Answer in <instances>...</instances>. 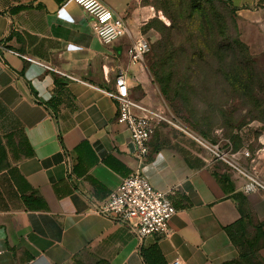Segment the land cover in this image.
<instances>
[{
    "label": "crops",
    "instance_id": "obj_1",
    "mask_svg": "<svg viewBox=\"0 0 264 264\" xmlns=\"http://www.w3.org/2000/svg\"><path fill=\"white\" fill-rule=\"evenodd\" d=\"M134 37L155 42L141 0H101ZM244 24L262 29L264 0H230ZM76 0H0V264H226L239 256L225 227L241 218L235 194L264 222V191L223 173L211 154H190L154 137L143 164L152 185L177 208L171 234L142 242L100 213L138 167L129 132L107 94L127 70L132 95L148 105L142 64L129 38L106 44ZM10 138V141H9ZM252 219V221H253Z\"/></svg>",
    "mask_w": 264,
    "mask_h": 264
},
{
    "label": "rangeland",
    "instance_id": "obj_2",
    "mask_svg": "<svg viewBox=\"0 0 264 264\" xmlns=\"http://www.w3.org/2000/svg\"><path fill=\"white\" fill-rule=\"evenodd\" d=\"M141 2L150 7L152 19L173 26L164 36L158 32L142 64L148 90L136 92L143 91L151 103L132 95L166 119L152 139L159 135L162 144L190 154H206L199 137L223 151L247 150L251 157L239 154L237 161L264 182V23L259 30L250 27L218 0ZM159 61L166 63L156 66ZM217 165L225 174L234 173L222 161ZM256 224L253 219L248 237ZM236 235L245 243L240 231ZM246 248L241 263L264 264V248L255 253Z\"/></svg>",
    "mask_w": 264,
    "mask_h": 264
},
{
    "label": "built area",
    "instance_id": "obj_3",
    "mask_svg": "<svg viewBox=\"0 0 264 264\" xmlns=\"http://www.w3.org/2000/svg\"><path fill=\"white\" fill-rule=\"evenodd\" d=\"M76 1L92 17L93 29L102 42L110 44L122 38H129L130 61L135 64L145 62L152 48L150 39L143 34L134 37L125 20L101 0ZM107 94L117 105V121L124 124L129 132L132 154L138 160L139 167L124 178L119 188L110 194L102 204L100 213L126 224L141 242L148 237L168 236L171 234V221L177 213V208L168 193L152 185L142 166L150 156L149 144L157 124L166 119L133 99L127 70H120L114 89ZM196 139L211 154L214 161L229 165L235 174L246 180V193L264 191V182L237 161L239 154L250 158L249 151L231 153L229 150L223 151L219 144H210L201 137ZM171 264H180V261L176 260Z\"/></svg>",
    "mask_w": 264,
    "mask_h": 264
},
{
    "label": "trees",
    "instance_id": "obj_4",
    "mask_svg": "<svg viewBox=\"0 0 264 264\" xmlns=\"http://www.w3.org/2000/svg\"><path fill=\"white\" fill-rule=\"evenodd\" d=\"M218 1H222V2H226L231 8L232 10L237 14V9L236 7L233 6V3L230 0H218ZM156 19V18H155ZM152 19L150 20L143 28L144 32H147L151 29L156 30L157 32L161 33L162 36H164V33L168 30H171V27L173 28L172 25L170 26H166L165 24H163L162 22H160V20H155ZM152 42V41H151ZM154 42H152L153 44ZM152 50V48H151ZM166 61H159L158 64L156 63V66H163L165 65ZM114 89V88H113ZM111 89V90H113ZM108 90V91H111ZM10 141V138H9ZM217 163L219 161H216ZM216 178H218V180L224 184H230V175L229 174H225L224 172L221 174H218L216 172H214ZM233 198L238 202V209L239 212L241 214V218L236 221L235 223L225 227L226 232L229 234L233 244L236 246V248L239 251V256L237 259L232 260L226 264H243L241 263V260L245 257L246 253H245V247L246 251L249 250L248 253H255L257 252L258 248L263 249L264 248V222H259L256 225H254L255 228V234L252 237H248L247 236V228L250 225H253V221H252V217L250 215V213L247 211L246 209V202H247V197L244 196L243 194H235L233 196ZM237 231L241 232V236L242 239H244V242H242V240L240 238L237 237L236 233ZM152 252L154 253L157 261L159 264H165V260L161 254V251L159 250L157 245H154L152 247Z\"/></svg>",
    "mask_w": 264,
    "mask_h": 264
}]
</instances>
